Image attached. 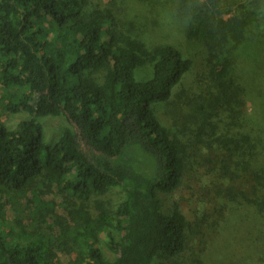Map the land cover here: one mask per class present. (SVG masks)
<instances>
[{"label":"trees","instance_id":"16d2710c","mask_svg":"<svg viewBox=\"0 0 264 264\" xmlns=\"http://www.w3.org/2000/svg\"><path fill=\"white\" fill-rule=\"evenodd\" d=\"M192 1L215 14L204 21L191 0H0L2 115L26 116L16 128L0 116V194L75 206L69 222L46 214L20 232L1 208L0 264H53L54 250L75 254L73 264H156L191 250L205 226L225 232L243 219L235 263L264 264L255 257L264 243V1L228 19L219 12L226 0ZM180 33L206 59L208 85L180 117L195 129L155 110L182 101L198 70L193 47L174 42ZM145 68L151 76L140 79ZM48 118L62 120L53 144ZM202 152L206 176L221 183L213 224L190 221L178 205L167 212L161 198L180 189ZM112 190L122 199L107 206L100 200ZM83 209L92 221L76 218ZM210 246L192 264H223Z\"/></svg>","mask_w":264,"mask_h":264},{"label":"rangeland","instance_id":"374dc122","mask_svg":"<svg viewBox=\"0 0 264 264\" xmlns=\"http://www.w3.org/2000/svg\"><path fill=\"white\" fill-rule=\"evenodd\" d=\"M103 1L107 2L108 0ZM249 1L263 2L264 0H226L222 2L219 12L221 13V15L223 14L226 19L234 17L235 13L238 12L241 7ZM204 4L205 1L204 3L192 0L190 2L191 6L196 8L197 11L199 10L198 13L202 11L205 12L204 21H206L209 20V18L213 14H215V12H208L211 10L207 9ZM186 7H189V4H187ZM255 7L258 8L257 6ZM182 20L185 19L183 18ZM166 38L167 37L165 36H156L155 40L161 42L166 41ZM179 38L180 41H178L177 39H172L173 41L175 40V43L182 45V47L186 50L185 53L191 52H187V50H189L188 48L192 47L196 52V54L192 52V54H194V56L192 55V57L195 58V61L197 62L198 70H196V74L191 77L189 82L187 83L182 101L178 102L177 100H173L171 103L158 105L155 110L158 117H160V119L164 121L173 123V121L176 120L179 121V124L182 126V128L191 127V129H195V125L186 123L187 121L189 122V119H183V121H181L180 117L185 116L192 111V108L189 106L192 104L191 101L195 99L194 95H196L203 89L204 83L208 85V81L203 80V76H201L203 75L206 59L204 56V48L201 45L194 44L192 42L189 43L182 33L179 34ZM262 51L264 52V49H262ZM253 53L254 52H252L251 55H253ZM247 58H249V56ZM247 62L251 66L250 59H248ZM248 64L246 65L247 67ZM262 73L264 74V70ZM147 74H149L148 77L151 76L150 70L146 68L140 70V79L146 78ZM204 88H206V85L204 86ZM4 93H6V90L3 88V86L0 85V98ZM181 102H183V104H180ZM2 114L3 106L0 103V116H2L3 121L7 122L11 128H16L17 125L26 118V116L23 115L12 116L11 114ZM187 116L189 117V115ZM44 123L46 129V142L53 144L60 137L59 127L62 124V120H54L48 118L44 121ZM208 157V152L207 155L206 152L198 154V157L196 159H193L191 171L189 174H186L184 183L181 185L180 189H178L170 196L161 197L163 205L165 206V210L167 212L170 211L171 208L178 205L182 210V213L186 215V217L192 222L197 218L205 219V221L212 224L215 221L217 222V220L219 219L220 209L223 204V199L221 195L218 194L219 186L221 183H214L213 181H215V179L212 176H206L207 170L202 167V164H207L206 160H209ZM32 196L33 195L31 193L29 195L27 193H18L11 198L6 193H3L2 195L0 194V211H2L1 208L6 210V221L8 222V224H14L15 227H17H14V232H20V226L22 224L24 225V223L33 225L38 224L39 219H42L41 217L46 216V214L52 215V218L59 216L65 222L70 221V219L67 218L66 212H68V209L69 211H74V203L69 202L60 204L58 206V204L49 195L42 196V201L38 202L37 206L35 205L34 207L33 204L29 202ZM121 199V193L118 190H112L108 194L103 196L102 200L100 201H103L104 204L110 206L118 204ZM9 201L13 202V205L9 204ZM76 218H82L85 222H89L92 221L93 215L90 211H86V209H83L77 211ZM48 222L52 223V220L48 219ZM246 225L247 222H245V220L243 219L240 225L232 224L225 232H222L220 230L217 231L215 224L212 227H210V225H207L205 226V229L201 230L200 234V237H203L205 239L203 244H201L199 241L200 237H197L198 241L192 242V249L188 250L181 257H168L167 259L159 260L156 264H192L196 258L202 256L204 257V255H206V250L210 245V247H213V249L215 248V251L218 252L220 257L223 258V262L225 264H236V257L239 256L238 250L241 247V240L244 235V232L242 230H245ZM38 227H41V229L45 228L43 224L38 225ZM47 234H49L48 231ZM245 249L249 251L250 248L248 246H245ZM255 249L257 254L255 255V257L258 258L259 256L260 258H264V243L256 245ZM104 250L106 251L105 253L108 256H111V253L106 249L105 246ZM53 254V256H50V260L53 264H73L76 260L75 254L64 253L59 250H54ZM251 255V253H247L246 256L250 258Z\"/></svg>","mask_w":264,"mask_h":264}]
</instances>
